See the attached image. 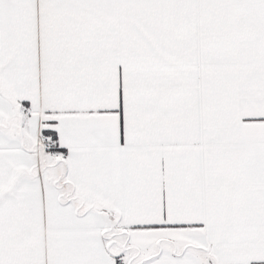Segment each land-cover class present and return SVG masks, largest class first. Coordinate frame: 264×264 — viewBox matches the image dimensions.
I'll use <instances>...</instances> for the list:
<instances>
[{
  "label": "snow or ice",
  "instance_id": "6c2138e0",
  "mask_svg": "<svg viewBox=\"0 0 264 264\" xmlns=\"http://www.w3.org/2000/svg\"><path fill=\"white\" fill-rule=\"evenodd\" d=\"M0 264H264V0H0Z\"/></svg>",
  "mask_w": 264,
  "mask_h": 264
}]
</instances>
